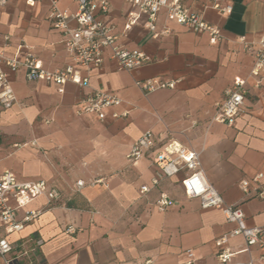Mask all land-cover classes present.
Returning a JSON list of instances; mask_svg holds the SVG:
<instances>
[{"label":"crops","instance_id":"crops-1","mask_svg":"<svg viewBox=\"0 0 264 264\" xmlns=\"http://www.w3.org/2000/svg\"><path fill=\"white\" fill-rule=\"evenodd\" d=\"M212 2L186 5L220 29L214 45L205 34L168 21L164 11L157 17L156 36L144 27V16L124 32L132 8L123 0H108L103 20L114 27L116 44L147 54L151 62L120 70L103 50L88 88L66 83L60 93L54 84L26 81L22 69H4L16 104L0 106V174L8 170L18 181H45L59 194L57 201L39 197L18 211L19 220L26 210L41 213L21 232L6 235L15 264H185L186 250H192L195 264H219L215 242L234 225L220 210L203 209L198 199L185 196L186 170L151 185L157 173L153 151L169 141L198 153L200 169L223 202L241 208L246 226L264 229V200L251 182L261 172L258 187L264 189V68L252 77L253 54L244 48L255 47L264 36V0H223L231 5L230 14L213 10ZM58 8L73 13L76 4L58 0ZM48 10V0H35L32 7L26 0H7L0 6L4 56L30 52L47 71L69 63ZM235 77L247 92L243 112L228 126L213 120L215 104ZM149 79L176 84L144 95L135 82ZM92 90L115 94L122 100L117 111L127 116L108 114L100 122L93 114L76 115L81 98ZM146 130L163 139L140 160L127 161L131 144ZM242 180L250 183L248 195L239 188ZM143 185L148 192H140ZM162 193L171 204L158 211L155 202ZM227 247L234 254L229 264H264L259 260L264 249L243 251L240 236L229 238Z\"/></svg>","mask_w":264,"mask_h":264},{"label":"built area","instance_id":"built-area-1","mask_svg":"<svg viewBox=\"0 0 264 264\" xmlns=\"http://www.w3.org/2000/svg\"><path fill=\"white\" fill-rule=\"evenodd\" d=\"M48 21L51 27L61 33L62 40L69 54V63L61 69L47 71L41 68L36 56L26 52L22 56L15 53L13 57H6L0 50V106L8 109L16 104L13 90L4 70L16 71L22 69L24 78L29 82L51 83L58 87V92H63L66 83L74 84L80 88L89 87V74L92 70L99 69L102 65L103 50H109L110 58L120 70L131 71L151 62L150 56L136 51L128 50L116 44L114 27L103 19L108 13V0H71L76 4L73 13L61 11L58 0H48ZM132 10L128 12L124 32L131 30L139 16H144V27L157 35L156 21L159 12L164 11L168 21L196 33L205 34L210 44H216L221 38L220 29L207 23L201 14L193 12L186 3L190 0H123ZM211 8L221 14H230L231 5L223 0H212ZM7 0H0V6L6 5ZM35 0H26V5L32 7ZM102 17V18H100ZM70 22L75 26L71 27ZM243 42V40H241ZM24 42L18 46L23 47ZM246 50L252 51L253 65L250 75L259 76L264 68V36L260 38L255 47L244 45ZM176 81L164 82L159 80L136 81L135 85L144 94H150L160 88L172 89ZM258 81L256 82V85ZM245 83L242 79L233 78L231 85L224 91V98L215 104L214 121L220 124L232 125L236 116L243 112V102L246 94ZM122 105V100L115 94L92 90L81 98L76 115L83 113L93 114L96 120L103 122L109 114L112 119L125 118L127 111H117ZM110 111V113H108ZM161 134L155 135L152 131H144L130 146L125 155L129 162L140 160L146 152L153 148L156 140L161 141ZM34 145V142H32ZM20 147V145H14ZM152 163L157 168V173L151 180V185L156 186L162 177H172L182 170L188 173L181 180V186L187 198H196L203 209L215 208L222 212L227 223L234 228L218 238L216 245V259L219 264H229L234 255L227 247L229 238L240 236L244 241V250L249 252L252 247L264 249V229L248 227L244 221V214L238 205H226L218 192L206 180L200 169L199 154L182 147L175 142H166L163 146L153 151ZM263 174L257 173L251 182L256 184L254 190L257 196L264 200V189L258 187ZM83 182H76V187L81 188ZM240 190L248 195L250 183L248 180L239 182ZM148 186L140 187L141 193L148 192ZM43 197L47 202L57 201L59 194L49 189L45 181H18L15 175L5 170L0 174V259L3 264H15L11 258L13 250L6 235L21 232L25 224L40 215L39 210H26L19 220L18 211L24 209L33 200ZM171 204L166 194H160L155 202L158 211L165 210ZM39 243V242H37ZM185 264H195L192 250L185 251ZM264 262V255L260 257ZM244 264V263H236ZM247 264H252L250 261Z\"/></svg>","mask_w":264,"mask_h":264}]
</instances>
